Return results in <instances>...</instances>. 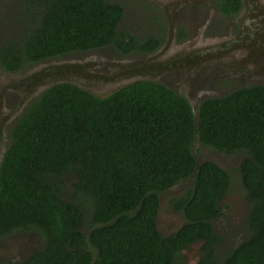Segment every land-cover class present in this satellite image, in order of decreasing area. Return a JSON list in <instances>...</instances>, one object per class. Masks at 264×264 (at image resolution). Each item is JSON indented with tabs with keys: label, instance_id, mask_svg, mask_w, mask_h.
<instances>
[{
	"label": "trees",
	"instance_id": "16d2710c",
	"mask_svg": "<svg viewBox=\"0 0 264 264\" xmlns=\"http://www.w3.org/2000/svg\"><path fill=\"white\" fill-rule=\"evenodd\" d=\"M239 5L227 0L223 10ZM17 9L21 29L0 45L5 71L113 43L122 51L143 44L118 31L123 8L109 0H21ZM195 112L153 81L105 96L67 82L45 89L16 121L0 162V237L39 230L45 242L17 264H170L198 239V264H264V85L208 98ZM197 143L243 155L233 169L249 204L246 236L221 254L214 246L224 237L212 224L225 216L232 176L211 160L198 164ZM190 179L170 199L185 223L163 236L155 226L158 193Z\"/></svg>",
	"mask_w": 264,
	"mask_h": 264
},
{
	"label": "flooded vegetation",
	"instance_id": "af4514ba",
	"mask_svg": "<svg viewBox=\"0 0 264 264\" xmlns=\"http://www.w3.org/2000/svg\"><path fill=\"white\" fill-rule=\"evenodd\" d=\"M20 1L14 2L17 7ZM130 1L135 5L136 16L129 14L124 29L121 25L127 11L116 2L123 8V18L117 28L124 32L126 40L134 37L142 41L140 47L133 44L132 50L122 51L113 43L42 60L16 71L0 67V162L11 142L16 121L54 84L67 82L94 95L105 96L135 81H153L183 96L194 110L208 98L221 97L242 87L264 85V39L258 35L255 18L260 21L264 14V0H239L240 5L233 13L223 10L227 0ZM1 3L2 0L0 8ZM144 47L148 49L140 51ZM64 61L76 65L68 71L57 69ZM31 71L40 73L33 87L30 78H26ZM63 77L68 81L59 82ZM212 149L224 155H236ZM213 162L219 165L216 160ZM192 183L190 179L183 187L175 184L158 193L155 226L163 236L175 233L185 223L184 214L172 206L170 199L188 190ZM245 202L246 218L249 204ZM212 227L219 232L215 223ZM3 237L6 236L0 239ZM44 243L31 250L28 247L29 254L14 258L12 263L6 262L0 251V262L17 264L40 250ZM202 245V239L189 242L179 249L178 257L170 264H198L204 255Z\"/></svg>",
	"mask_w": 264,
	"mask_h": 264
},
{
	"label": "rangeland",
	"instance_id": "374dc122",
	"mask_svg": "<svg viewBox=\"0 0 264 264\" xmlns=\"http://www.w3.org/2000/svg\"><path fill=\"white\" fill-rule=\"evenodd\" d=\"M17 1L18 0H2L1 5L3 7L0 8V45L6 40L16 39L18 30L21 29L19 22L20 18L18 16L19 9L16 8L17 6L15 4ZM109 1L119 2L125 6L127 13L121 25V27L124 29L127 25V22L129 21V14L136 16L135 5L130 0ZM138 22H141V20H138ZM3 77L5 79L7 78L4 74ZM218 96L221 95L218 94ZM193 152L198 164L204 160H216L219 166L225 169L232 176L231 187L226 196H224L221 201L225 216L216 218L214 221L219 229V232L224 237V242H222L220 246H217L216 248L217 252L221 254L222 251L224 252L226 247L232 245V243L234 244L235 242L242 240L246 236L245 212L247 206L245 200L240 197L241 185L238 177L235 175L236 172L233 169L237 166L243 155H224L218 151H214L212 148H205L199 143L193 145ZM178 184L180 187H183L184 185L188 184V181H182ZM63 185L65 187L66 199H68L69 194L73 192L71 179L64 180ZM174 192L179 193L180 190H174ZM231 208L233 209L231 210ZM230 211H232V213ZM43 242L44 238L39 230H17L13 234L0 239V251H2V254L4 255V260L6 262L8 260V262L12 263L14 258H25L29 254L28 247L31 246V250L34 246H37V244L40 246V244Z\"/></svg>",
	"mask_w": 264,
	"mask_h": 264
},
{
	"label": "water",
	"instance_id": "95a60500",
	"mask_svg": "<svg viewBox=\"0 0 264 264\" xmlns=\"http://www.w3.org/2000/svg\"><path fill=\"white\" fill-rule=\"evenodd\" d=\"M256 20H258V24L256 26V29H257V32H258V35L261 39H264V14L262 16H260V21L258 19V17H255ZM76 65L75 62H61L58 66H57V69H62L64 71H68L70 69H72L74 66ZM40 75V73L38 71H31L27 74L26 78L29 77L30 78V85L33 87V85L37 82V76ZM65 81H68L66 77H63V79L61 78L59 82H65ZM192 108V111L194 113V116L196 117V112L195 110L193 109V107L191 106Z\"/></svg>",
	"mask_w": 264,
	"mask_h": 264
}]
</instances>
